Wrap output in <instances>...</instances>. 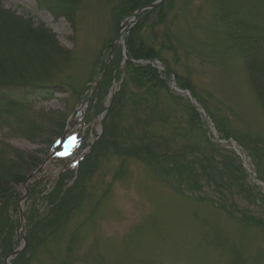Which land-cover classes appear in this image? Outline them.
Wrapping results in <instances>:
<instances>
[{
    "label": "rangeland",
    "instance_id": "374dc122",
    "mask_svg": "<svg viewBox=\"0 0 264 264\" xmlns=\"http://www.w3.org/2000/svg\"><path fill=\"white\" fill-rule=\"evenodd\" d=\"M74 4L72 26L35 0H0L69 55L50 99L18 90V109L0 107V158L25 178L46 163L0 204V264L25 244L11 264H264V109L247 68L264 53V0H171L154 33L209 119L173 76L151 88L108 63L117 0Z\"/></svg>",
    "mask_w": 264,
    "mask_h": 264
},
{
    "label": "trees",
    "instance_id": "16d2710c",
    "mask_svg": "<svg viewBox=\"0 0 264 264\" xmlns=\"http://www.w3.org/2000/svg\"><path fill=\"white\" fill-rule=\"evenodd\" d=\"M38 5H45L47 10L64 17L74 25L75 0H36ZM156 0H117L113 8L112 22L114 27L119 28L121 22L135 11L151 6ZM171 8V0H165L157 9L148 10L138 16V25L133 27L125 37V47L128 61L124 72L144 83L151 88H166L170 75H175L177 85L182 89L189 90L198 100L192 84L186 83L175 73L169 61L163 58L162 51L156 41L158 37L154 34L165 19V11ZM23 19L9 10L0 8V107L18 109V99L14 91L24 90L25 93L35 97L53 96L54 84L47 85L52 79V72L58 68V58L63 62L69 58L67 52L58 49L55 38L43 27H35V24ZM162 38V37H161ZM170 41L164 37V43ZM264 44L261 38L260 47ZM162 46V45H161ZM257 47V46H256ZM249 52L253 59L247 64L248 73L253 82L254 90L258 94L264 109V53L262 48ZM55 49L56 51H53ZM255 55V58L253 57ZM117 63H113L115 70L119 69L122 57L117 53ZM159 60L165 67L166 72L160 74L151 65L142 66L134 64L133 61ZM120 60V62H119ZM147 85L145 87L149 88ZM12 89V91H10ZM51 90V91H50ZM199 102V100H198ZM196 115V110L190 106ZM14 162H5L0 158V204L8 196L10 197L14 186L21 185L26 178L18 174L12 168ZM3 207L0 206V220ZM5 236V234H4ZM10 241V240H9Z\"/></svg>",
    "mask_w": 264,
    "mask_h": 264
},
{
    "label": "water",
    "instance_id": "95a60500",
    "mask_svg": "<svg viewBox=\"0 0 264 264\" xmlns=\"http://www.w3.org/2000/svg\"><path fill=\"white\" fill-rule=\"evenodd\" d=\"M159 2H161V1H159ZM158 4H159V3L155 4L153 7H156ZM127 25H129V22H127V23L125 24V26H127ZM117 41H118V42L120 41V37L118 38ZM186 96L188 97V99H190L192 105H193L194 107L198 108V105H197V103L195 102V100L192 98V96H190L188 93H186ZM228 142H232V141L229 140ZM238 147H239V146H238ZM239 149H240V151H242V149H241L240 147H239ZM242 159L244 160V157H242ZM32 177H33V175H31V176L29 177L28 180H30ZM20 214L22 215V210H21V209H20ZM22 221H23V220H22ZM22 225H23V222H22ZM22 250H23V248L20 249V250H18V251H16V252L13 254V256H14V257L18 256V255L21 253ZM9 259H10V258H9ZM9 259L5 262V264H9Z\"/></svg>",
    "mask_w": 264,
    "mask_h": 264
},
{
    "label": "bare ground",
    "instance_id": "6f19581e",
    "mask_svg": "<svg viewBox=\"0 0 264 264\" xmlns=\"http://www.w3.org/2000/svg\"><path fill=\"white\" fill-rule=\"evenodd\" d=\"M246 165H247V163H246Z\"/></svg>",
    "mask_w": 264,
    "mask_h": 264
}]
</instances>
